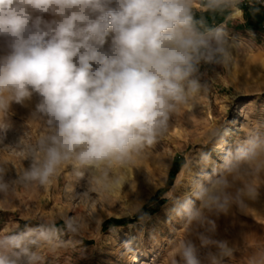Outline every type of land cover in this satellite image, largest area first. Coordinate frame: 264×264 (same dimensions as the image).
<instances>
[{"label": "clouds", "instance_id": "clouds-1", "mask_svg": "<svg viewBox=\"0 0 264 264\" xmlns=\"http://www.w3.org/2000/svg\"><path fill=\"white\" fill-rule=\"evenodd\" d=\"M197 2L223 14L243 0H0V144L12 105H24L33 94L39 102L31 118L49 128L29 146L21 174L11 177L0 166V198L17 182L49 185L69 163L99 190L121 185L115 170L152 145L175 111L204 87L202 67L227 64L234 54L227 30L197 17ZM23 138L7 145L22 148ZM261 143L252 137L215 162L204 154L190 190L169 197V218L185 230L171 242L169 264L235 258L239 244L216 238L217 221L264 201V185L237 183L242 162L264 155L257 151ZM62 219L60 227L42 222L0 235V264H43L42 245L81 230L74 216ZM124 247L135 251L131 241ZM249 264H264V248Z\"/></svg>", "mask_w": 264, "mask_h": 264}, {"label": "rangeland", "instance_id": "rangeland-1", "mask_svg": "<svg viewBox=\"0 0 264 264\" xmlns=\"http://www.w3.org/2000/svg\"><path fill=\"white\" fill-rule=\"evenodd\" d=\"M262 1L247 6L259 4L264 12ZM194 11L207 10L197 2ZM250 14L239 5L213 25L223 26L234 40L231 60L202 67L204 87L175 111L167 130L152 145L115 170L121 185L99 190L78 177L70 163L58 169L49 185L17 182L10 196L0 198V235L42 222L60 227L67 214L81 222V230L63 232L53 246L42 245L43 264H169L171 242L181 239L185 231L179 221L169 218V197L190 190L204 154L215 162L252 137L264 141V28L249 27ZM4 50L0 38V53ZM38 102L33 94L24 105L14 103L5 118L7 139L0 144V166L11 177L22 173L29 146L49 131L42 120L31 118ZM22 136V148L7 145ZM257 151H264V143ZM248 181L264 185V155L242 162L237 183ZM142 213L150 218L142 221ZM217 224L216 238L235 241L240 247L225 264H249V257L264 248V201L234 209ZM126 241L132 242L134 252L125 250Z\"/></svg>", "mask_w": 264, "mask_h": 264}, {"label": "trees", "instance_id": "trees-1", "mask_svg": "<svg viewBox=\"0 0 264 264\" xmlns=\"http://www.w3.org/2000/svg\"><path fill=\"white\" fill-rule=\"evenodd\" d=\"M244 12H251L250 20L247 22L249 27L253 29H262L264 28V24H262V20L264 19V12L262 7L259 4H254L253 6H247V4H240ZM258 9V10H257ZM204 15L206 22L209 26H213L216 23H219L223 20V18L227 15V12L221 14L216 13L212 14L207 11L203 13H196L197 17L199 18L201 15ZM148 215V214H147ZM117 224H127L129 220H114Z\"/></svg>", "mask_w": 264, "mask_h": 264}, {"label": "built area", "instance_id": "built-area-1", "mask_svg": "<svg viewBox=\"0 0 264 264\" xmlns=\"http://www.w3.org/2000/svg\"><path fill=\"white\" fill-rule=\"evenodd\" d=\"M262 0H243L241 4H253V3H262Z\"/></svg>", "mask_w": 264, "mask_h": 264}, {"label": "bare ground", "instance_id": "bare-ground-1", "mask_svg": "<svg viewBox=\"0 0 264 264\" xmlns=\"http://www.w3.org/2000/svg\"><path fill=\"white\" fill-rule=\"evenodd\" d=\"M182 177V176H181Z\"/></svg>", "mask_w": 264, "mask_h": 264}]
</instances>
